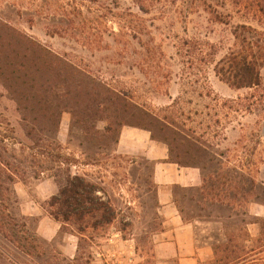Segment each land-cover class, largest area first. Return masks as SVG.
I'll return each mask as SVG.
<instances>
[{"label": "rangeland", "instance_id": "374dc122", "mask_svg": "<svg viewBox=\"0 0 264 264\" xmlns=\"http://www.w3.org/2000/svg\"><path fill=\"white\" fill-rule=\"evenodd\" d=\"M257 1L0 0V155L7 163L0 176L13 175L0 189L10 216L2 251L22 264H177L158 257L151 164L117 150L122 126L105 132L111 122L103 118L76 124L66 108L56 130L39 122V52L26 37L124 91L134 114L121 123L153 129L175 158L203 169L205 191L182 192L185 216L202 222L200 241L215 250L232 233L247 250L264 243V212L255 215L251 203L264 204V66L254 88L230 86L216 72L241 48L242 25L264 31ZM11 61L24 66L12 70ZM164 124L176 132L162 131ZM58 154L74 157L72 172L101 187L96 195L111 203L114 219L92 226L72 218L39 241V215L23 206L31 199L45 206L50 188L41 183L58 173ZM225 254L221 247L203 264H220ZM0 264L15 263L0 255Z\"/></svg>", "mask_w": 264, "mask_h": 264}, {"label": "trees", "instance_id": "16d2710c", "mask_svg": "<svg viewBox=\"0 0 264 264\" xmlns=\"http://www.w3.org/2000/svg\"><path fill=\"white\" fill-rule=\"evenodd\" d=\"M256 6V10L264 12V0H258ZM241 28L246 30L245 33L235 36L242 42L241 48L231 49V52L218 62L216 72L230 86L237 88L259 87L263 84L261 67L264 66V31L252 25H242ZM26 39L35 45L33 49L39 52V57L33 58V61L39 59V91L42 90V94H39V122L43 120L49 128L53 127L56 130L60 126L63 110L66 108L70 110L76 124H85L94 119H108L111 124L106 127L105 132L112 131L114 124L122 127L124 125L142 127L150 130L154 139L169 145L172 160L184 165H194L183 162L179 154L175 158L171 142L166 138H158L153 129L141 124L121 123L119 120L121 117L134 114L131 101L124 91H118L106 83L95 81L85 71L63 61L40 43L29 37ZM23 66L22 62L11 61L10 63V69L16 71ZM109 111L110 113H108ZM104 112H106L105 117H100L99 114H104ZM168 126L162 125L161 130L174 131ZM39 131L41 130L39 129ZM175 136L177 138V133ZM40 140L41 137H39ZM56 161L58 162V173H54L52 178L59 185V191L45 203L49 214L59 220L61 224L70 222L72 218L76 222H85L92 226L110 223L114 219V207L110 202L104 201L102 197L96 195L98 191L102 190L101 187L83 175L72 172L71 166L77 162L74 157L58 154ZM1 165L6 166L7 163L1 159L0 155ZM11 173L16 174L14 171ZM7 180L12 182L13 175L0 176V189L2 187L7 190L3 184ZM4 204L5 197L0 191V233L2 234L5 230L6 217H10ZM227 234V239L215 246V254L221 247L226 253L218 260L220 264H256L260 260L259 256L264 254V243L247 250L246 246L238 242L237 235ZM0 255L9 258L15 264H22L18 259L9 254L6 255L1 247ZM40 258L42 257L39 253Z\"/></svg>", "mask_w": 264, "mask_h": 264}, {"label": "crops", "instance_id": "0c3cea01", "mask_svg": "<svg viewBox=\"0 0 264 264\" xmlns=\"http://www.w3.org/2000/svg\"><path fill=\"white\" fill-rule=\"evenodd\" d=\"M117 150L131 157H138L151 164V180L155 187L159 225L154 232L158 257L163 260L175 259L177 264H203L215 258V250L210 240L200 241L197 225L201 220L188 219L183 210V191L204 192L206 177L203 169L197 165H184L171 159L167 143L153 138L148 129L124 125L119 133ZM50 188L43 193L48 200L59 191V185L53 178L43 180L41 184ZM40 186V185H39ZM202 203L206 204L203 194ZM40 196V195H39ZM45 201V202H46ZM257 216L264 212V204L251 202ZM29 215H39L37 232L40 236L53 239L61 229V222L53 218L46 206H36L34 200L25 202Z\"/></svg>", "mask_w": 264, "mask_h": 264}]
</instances>
